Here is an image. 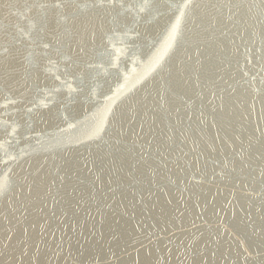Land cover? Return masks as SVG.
<instances>
[{
    "label": "water",
    "instance_id": "95a60500",
    "mask_svg": "<svg viewBox=\"0 0 264 264\" xmlns=\"http://www.w3.org/2000/svg\"><path fill=\"white\" fill-rule=\"evenodd\" d=\"M0 264H264V0H0Z\"/></svg>",
    "mask_w": 264,
    "mask_h": 264
}]
</instances>
